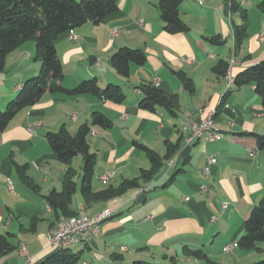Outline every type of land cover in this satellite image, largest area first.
<instances>
[{"label": "crops", "instance_id": "0c3cea01", "mask_svg": "<svg viewBox=\"0 0 264 264\" xmlns=\"http://www.w3.org/2000/svg\"><path fill=\"white\" fill-rule=\"evenodd\" d=\"M259 1L239 0L248 13L242 38L238 26L243 21L231 11V0H204L202 4L182 0L180 17L189 29L179 33L163 29L157 0H118L119 9L98 24L86 22L73 28L75 40L68 37V31L56 37L64 87L96 77L101 85L111 82L121 85L123 91L127 88L128 97L116 104L91 93L46 92L37 103L18 111L0 131V233L9 235L13 245L0 255V264H40L59 249L48 240V230L58 217L46 195L61 190L68 165L56 159L44 134L63 126L73 135L72 130L82 124L89 125L98 144L106 148L99 155L96 152L95 190L118 186L150 167L148 156L135 142L161 156L166 153V140L177 148L156 173L140 178L137 186L113 199L87 203L79 191L74 194L75 213L80 211L79 204L86 215L106 207L113 211L100 225L97 237L67 247L78 255V264H251L264 257V241L251 249L236 245L232 251H223L226 244H237L245 218L264 195V148L257 143V135L264 136V106L252 84L233 86L240 71L264 58V40L258 39L264 31ZM112 29H117L116 36ZM124 45L142 49L147 57L141 66L130 65L128 78L117 74L109 63V57ZM187 57L192 58L190 64L182 61ZM234 57L235 63L230 64ZM218 64L226 69L224 73L216 70ZM39 66L33 43H22L7 55L0 72V109ZM179 71L190 78L193 90L184 87ZM225 73L233 79L231 85ZM155 79L160 89L178 95L175 114L164 108L151 112L137 106L141 93L136 86ZM201 107L206 111L198 113ZM209 109L215 110L214 120L223 137L188 142L190 132L182 129L183 121H198ZM93 111L105 114L112 126H92ZM68 122L75 126L70 129ZM210 155L216 162L210 166L208 189L200 191ZM25 163L33 185L24 182L15 169V164ZM81 165L80 156H76L77 168L73 159L69 164L78 186ZM106 172L113 176L104 185L99 176ZM22 242L26 244L24 254L19 253ZM185 248L201 250L205 257L189 255Z\"/></svg>", "mask_w": 264, "mask_h": 264}, {"label": "trees", "instance_id": "16d2710c", "mask_svg": "<svg viewBox=\"0 0 264 264\" xmlns=\"http://www.w3.org/2000/svg\"><path fill=\"white\" fill-rule=\"evenodd\" d=\"M182 0H157L163 29L168 33H179L189 29L181 19L179 6ZM258 7L264 11V0L258 2ZM231 11L238 13L243 23L238 26V36L242 38L247 24L248 13L239 0H231ZM119 9L118 0H0V72L4 69L7 55L25 41L33 40L35 58L40 62L39 70L34 75L24 80L17 94L10 99L3 109H0V131L14 118L21 109L37 103L46 92H59L67 95L91 93L100 99L116 104L122 103L125 92L117 83L101 85L96 77L81 80L71 88L64 87L61 81L64 77L62 64L56 53L54 41L56 37L70 29L86 22L98 24L107 14ZM219 42V41H218ZM146 54L140 48L120 46L110 57L109 63L117 74L123 78L130 76V65H143ZM222 64L216 65L219 73H224ZM183 85L186 89L193 90L190 78L179 71ZM226 74V73H225ZM252 84L255 93L260 97L264 106V58L255 64L245 67L234 78V85ZM141 97L137 102L140 109L154 112L157 108H164L175 114L178 106V95L168 93L152 82L136 86ZM91 125L102 129L112 126V121L102 112L91 113ZM91 127L82 124L75 134H70L65 127L57 131H47L44 136L49 143L56 159L68 165L60 191L51 190L47 195V204L52 208L57 217L76 214L72 210V199L79 191L85 202L106 201L123 193L127 188L138 185L140 178H148L160 169L164 160H168L177 145L167 140L166 153L159 155L141 143L135 145L145 151L150 161L148 169H140V176L125 179L118 186H106L95 190L92 184L97 153L91 149L87 136ZM259 148H264V136L257 135ZM81 157L82 176L78 186L72 177V159ZM15 169L24 182L33 185L26 174L28 164H15ZM58 219V218H57ZM264 241V195L251 208L244 220V227L237 246L251 249L258 242ZM13 248L9 235L0 233V255ZM189 255L197 258L205 257L201 250L184 249ZM170 259H173L172 257ZM77 254L69 252L67 247L59 248L56 252L44 258L40 264H78ZM145 264H168L165 262H146ZM251 264H264V257Z\"/></svg>", "mask_w": 264, "mask_h": 264}, {"label": "built area", "instance_id": "2783aa9c", "mask_svg": "<svg viewBox=\"0 0 264 264\" xmlns=\"http://www.w3.org/2000/svg\"><path fill=\"white\" fill-rule=\"evenodd\" d=\"M197 3L202 4L204 0H196ZM141 25V22L138 21ZM118 34L117 29H112V35L116 36ZM68 37L71 40H75L77 35L74 33L73 29L68 30ZM258 39H264V31L261 32L258 36ZM182 61L186 64H190L192 62V58L187 57L183 58ZM235 57L232 62L235 63ZM229 78H227L226 82L228 84ZM157 79L154 80V84L157 85ZM226 84V85H227ZM206 111L205 107H201L198 109V113H203ZM72 119L76 118V114L71 115ZM211 126H214L210 121V109L206 112L204 117L199 118L198 121L195 120H186L183 121L182 128L187 129L190 134L187 138L188 142L193 141L194 139H201L205 141H216L223 137V133H211ZM32 129V126L29 127V130ZM250 155L254 154V151L249 152ZM216 159L213 155H210L207 160V165L203 168V173L205 176V181L200 184V191H205L208 189V176L210 175V166L215 164ZM112 172H106L99 176V180L102 184L106 185L108 181L112 178ZM8 187L10 190H13L11 181L8 180ZM188 199V197H185ZM226 204H222V208H225ZM83 209V205L79 204L78 213L70 216H59L55 224H53L48 230V240L52 246H57L58 248L68 247L72 244L80 243V242H88L92 238L97 237L100 231V225L104 222L108 217L113 215V211L106 207L103 210L96 212L92 215H86L81 212ZM215 217H212V219ZM121 249H124L122 247ZM234 250L233 242L226 244L223 247V251H232ZM26 251V244L24 242L21 243L19 248V253L24 254ZM27 264V263H25ZM82 264H85L83 262Z\"/></svg>", "mask_w": 264, "mask_h": 264}, {"label": "rangeland", "instance_id": "374dc122", "mask_svg": "<svg viewBox=\"0 0 264 264\" xmlns=\"http://www.w3.org/2000/svg\"><path fill=\"white\" fill-rule=\"evenodd\" d=\"M23 43H29V44H30V43H33V45H34V41H33V40H28V41H25V42H23ZM32 58H34V56L31 57L30 60H33ZM38 61H39V60H38ZM229 66H230V65H229ZM104 85H105V84H104ZM233 86H234V84H233ZM125 90H128V89L125 88ZM125 90H124V92H125V95H126V98H127V97H128V94L126 93ZM126 98H125V99H126ZM185 115L187 116V114H185ZM213 118H214V115H213ZM68 123H70V129H72V127L75 126V123H71V122H68ZM182 129H183V128H182ZM76 130H77V129H76ZM76 130H72V131L76 132ZM183 131H184V130H183ZM74 132H71V133H74ZM87 139H88V142H89V144H90V146H91V149H92L93 151L95 150V151L98 153V155L105 151L106 148H102L101 145L98 144V141H99L98 137L92 135L91 132H89V134H88V136H87ZM129 143L131 144V141H129ZM163 143H164V141H163ZM138 149H139V151L143 152L144 155H146L144 150H142V149H140V148H138ZM55 160H56V159H55ZM75 162H76V157L73 158V165H74V167H76V166H75ZM54 168H55V167H54ZM54 168H53V169H54ZM76 168H77V167H76ZM55 169H56V168H55ZM257 244H258V243H257Z\"/></svg>", "mask_w": 264, "mask_h": 264}, {"label": "bare ground", "instance_id": "6f19581e", "mask_svg": "<svg viewBox=\"0 0 264 264\" xmlns=\"http://www.w3.org/2000/svg\"><path fill=\"white\" fill-rule=\"evenodd\" d=\"M259 40H264V39H259ZM232 60H233V58L231 59L230 64H233ZM226 77L227 78L230 77L228 73H226ZM232 82H233V79L230 78L228 84L231 85ZM214 113H215V110H213V111L211 110L210 111V121L214 125V126H211V133H222V131H220L219 127L217 126V124H216V122H215V120L213 118ZM236 245L237 244L233 243V247H235ZM225 252H229V251H225Z\"/></svg>", "mask_w": 264, "mask_h": 264}]
</instances>
